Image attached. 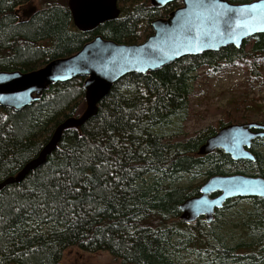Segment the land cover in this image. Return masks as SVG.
<instances>
[{"label":"trees","instance_id":"16d2710c","mask_svg":"<svg viewBox=\"0 0 264 264\" xmlns=\"http://www.w3.org/2000/svg\"><path fill=\"white\" fill-rule=\"evenodd\" d=\"M181 6L180 0L162 9L150 0H118L116 19L82 33L67 0H0V71L37 70L77 53L96 36L141 43L152 21ZM263 63L264 34H257L239 49L184 56L146 75L119 79L94 116L63 131L41 165L0 188V264H62L70 248L105 252L120 264H179L182 250L199 258L204 253L205 262L264 264V199L228 200L209 224L203 217L185 223L179 210L212 176L264 179V154L258 151L264 138L252 142L253 162L234 161L219 149L197 153L230 120L192 133L180 128L199 70L217 73L241 65L251 84L264 81ZM85 107L82 78L50 85L19 111L0 107V183L36 158L60 122L80 116ZM244 199L252 206L241 224L249 240L227 245L214 222Z\"/></svg>","mask_w":264,"mask_h":264},{"label":"water","instance_id":"95a60500","mask_svg":"<svg viewBox=\"0 0 264 264\" xmlns=\"http://www.w3.org/2000/svg\"><path fill=\"white\" fill-rule=\"evenodd\" d=\"M178 0H150L162 9ZM181 7L167 18L151 22V34L138 44H118L94 37L75 54L55 59L30 72L0 71V107L19 111L33 102L52 84L83 79L86 107L78 117L60 122L36 158L14 177L0 183V188L19 182L29 171L41 165L59 143L63 131L80 128L97 111V104L112 85L128 74L146 75L184 56H197L232 46L239 49L254 35L264 34V0L232 4L226 0H180ZM75 29L93 32L99 25L116 19L118 0H67ZM256 138H264V123L245 122L220 128L202 144L197 153L206 155L219 149L232 160L253 162L250 151ZM264 199V179L247 175H216L203 183L197 196L183 201L180 220L192 223L204 217L211 223L216 209L234 198Z\"/></svg>","mask_w":264,"mask_h":264},{"label":"rangeland","instance_id":"374dc122","mask_svg":"<svg viewBox=\"0 0 264 264\" xmlns=\"http://www.w3.org/2000/svg\"><path fill=\"white\" fill-rule=\"evenodd\" d=\"M262 73L264 77V63ZM188 103V117L180 127L185 133H192L207 126L215 127L219 122L229 120L232 124H235L234 121L264 123V81L249 84L246 70L241 65L217 73L201 69L191 84ZM258 151L264 154V144L258 148ZM183 183L187 185L188 182ZM251 210V202L244 199L232 209L224 211L214 222L215 234L222 237L227 245L247 242L249 239L242 230L241 224ZM180 252L179 264H218L205 262L204 253L199 258L189 253L190 251ZM61 263L120 264L108 253H88L77 248L65 250Z\"/></svg>","mask_w":264,"mask_h":264},{"label":"flooded vegetation","instance_id":"af4514ba","mask_svg":"<svg viewBox=\"0 0 264 264\" xmlns=\"http://www.w3.org/2000/svg\"><path fill=\"white\" fill-rule=\"evenodd\" d=\"M224 204H225V203H224ZM223 206H224V205H223ZM214 213H215V212H214ZM213 219H214V214H213ZM213 219H212V221H213ZM212 221H211V222H212Z\"/></svg>","mask_w":264,"mask_h":264}]
</instances>
